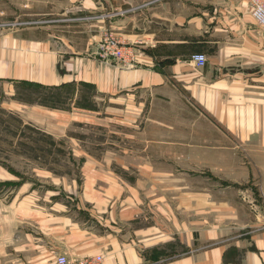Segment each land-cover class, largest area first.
I'll use <instances>...</instances> for the list:
<instances>
[{"label":"crops","instance_id":"crops-1","mask_svg":"<svg viewBox=\"0 0 264 264\" xmlns=\"http://www.w3.org/2000/svg\"><path fill=\"white\" fill-rule=\"evenodd\" d=\"M17 21L0 27V97L7 107L61 136L78 115L100 119V110L23 105V83L77 90L91 84L108 98L110 113L126 101L137 106L138 94L189 96L219 124L196 162L219 167V187L216 194L190 185L148 194L144 165L131 181L110 164L86 160L78 190L74 181L63 186L72 189L74 205L55 197L45 206L33 183L17 186L28 189L13 194L10 213L0 210L9 220L0 222V264H58L62 253L103 254L105 264H264V30L248 0H0V22ZM109 37L128 46L133 60L102 55ZM196 53L207 56L205 66L192 59ZM209 151L219 152L218 162ZM6 174L0 181L16 179ZM171 180L186 182L178 174ZM249 184L262 203L230 201L228 191L245 194Z\"/></svg>","mask_w":264,"mask_h":264},{"label":"rangeland","instance_id":"rangeland-1","mask_svg":"<svg viewBox=\"0 0 264 264\" xmlns=\"http://www.w3.org/2000/svg\"><path fill=\"white\" fill-rule=\"evenodd\" d=\"M20 22H0V27H17ZM92 91L91 87L85 85L79 86L78 90L67 89L72 101L66 99L64 104L62 99L61 104L49 106L33 100L37 99V94H51L50 89L23 83L17 95L23 105L40 104L68 111L100 110V119L78 115L79 119L69 125L67 134L61 136L47 134L43 129L36 128L35 122L23 117L20 108L7 107L5 96L0 97V177L4 174V178H7L6 172L10 171L16 178L0 181V210L4 208L5 214L11 212L9 208L15 201L11 197L18 191L26 192L28 185L22 190H18L17 186L27 181L33 183L29 186L36 187L35 191L39 192V198L36 199L38 203L48 206L56 197V201L74 205L75 196L69 193L72 189L68 184V192H65L63 186L74 181L78 186L75 190H78L87 170L86 160L95 159L103 162L105 169L110 164L112 170L131 181L139 177V169L144 165L143 169L150 173L146 185L148 194L154 191L178 192L189 185L197 190L217 191L219 167L211 168L196 163L205 154L203 145L211 141L213 134L219 135L218 122L209 116L202 104L189 96L178 98L168 95L164 100H155L150 94H138L137 106L126 101L115 107V113H110L106 111L108 98L92 95ZM81 99L83 104L79 101ZM139 101L144 103L142 108L139 107ZM47 135L53 136L55 141H51ZM210 153L212 162H218L219 152ZM151 159L158 160V166L153 167L149 163ZM43 166L49 173L44 171ZM203 173L211 175L213 180L205 182L197 177ZM177 174L186 182L167 181ZM188 178L193 180L187 182ZM249 186L252 188L245 193L247 196L237 189L228 191L230 201H240L245 205L250 202L253 205V199L256 198L262 203L257 187ZM54 192L60 193L56 195ZM248 212L250 216L255 213L250 212L249 208ZM1 221L9 220L5 217L1 219L0 211Z\"/></svg>","mask_w":264,"mask_h":264},{"label":"built area","instance_id":"built-area-1","mask_svg":"<svg viewBox=\"0 0 264 264\" xmlns=\"http://www.w3.org/2000/svg\"><path fill=\"white\" fill-rule=\"evenodd\" d=\"M248 2L253 17L264 30V0H248ZM99 47L100 52L105 57H114L124 62L131 61L134 58L129 47L115 37L105 39ZM192 59L201 67L205 66L208 61L204 53H196L192 56ZM57 262L58 264H105L103 254L75 258H71L66 254H60Z\"/></svg>","mask_w":264,"mask_h":264},{"label":"trees","instance_id":"trees-1","mask_svg":"<svg viewBox=\"0 0 264 264\" xmlns=\"http://www.w3.org/2000/svg\"><path fill=\"white\" fill-rule=\"evenodd\" d=\"M25 83H29V82H25ZM29 84L34 86V87H41V88H44V89H50L52 91V93L49 94V95L37 94V99L33 100V101H37V102H39L41 104L49 105V106L59 105V103L61 102L62 99H64V104L66 102V99H69L70 101H72L73 98L70 97V92H67V89H72L73 88L75 90V88H76L75 85H68V86H61V87H46V86L39 85V84H34V83H29ZM82 85L91 87L92 90H93L92 91V95L96 94V89L94 88L93 85L88 84V83H82L81 86ZM79 101L82 103V99L79 100ZM47 137L51 141H55L53 136L47 135Z\"/></svg>","mask_w":264,"mask_h":264}]
</instances>
